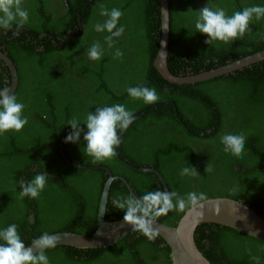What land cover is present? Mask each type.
I'll use <instances>...</instances> for the list:
<instances>
[{"label": "trees", "instance_id": "trees-1", "mask_svg": "<svg viewBox=\"0 0 264 264\" xmlns=\"http://www.w3.org/2000/svg\"><path fill=\"white\" fill-rule=\"evenodd\" d=\"M101 4L123 13L117 27L123 26L124 33L111 48L105 41L110 34L93 28L107 19L99 14ZM256 5L264 6V0H168L170 71L189 75L264 48V17L253 18L249 31L228 44H205L208 37L195 28L198 10L205 6L223 8L232 16ZM22 7L29 13L26 24L0 27V51L17 70L13 94L28 121L21 131L0 135V230L16 224L25 245L45 232L90 235L97 227L107 177L99 166L124 178L138 198L164 191L154 173L135 169L148 167L159 172L169 192L185 198L193 191L228 197L264 219V59L204 81L172 83L152 65L159 40L158 0H23ZM97 41L103 56L93 61L87 49ZM116 49L122 57H114ZM10 79L0 60V90L9 88ZM130 87L155 88L160 99L154 104L133 99ZM114 104L132 113L142 111L127 131H117L121 143L115 151L122 161L115 156L93 163L85 151L83 123L90 111ZM73 118L84 132L79 142L66 143ZM239 133L246 137L241 157L225 152L221 143L223 135ZM58 143L70 164L61 157ZM93 165L98 167H86ZM208 165L210 172L205 171ZM189 166L199 175L181 176ZM38 174L47 176L39 197L20 199V181ZM108 193L105 220L123 218L125 212L116 203L130 192L118 178L110 182ZM183 212L171 211L157 220L175 225ZM193 239L212 264H256L252 256L264 264V242L224 225L204 222ZM46 255L49 264H171L160 236L149 241L135 231L109 246L57 245Z\"/></svg>", "mask_w": 264, "mask_h": 264}, {"label": "clouds", "instance_id": "clouds-1", "mask_svg": "<svg viewBox=\"0 0 264 264\" xmlns=\"http://www.w3.org/2000/svg\"><path fill=\"white\" fill-rule=\"evenodd\" d=\"M23 0H0V27L8 29L13 22L22 27L28 22L29 13L22 7ZM100 16L107 17L103 23H95L93 28L96 32L107 31L110 35L105 37L108 47H113L114 38H119L124 33V27H117L123 13L117 9L111 10L103 4L99 5ZM264 17V6L245 7L242 11L235 12L232 16H227L223 8L215 9L205 6L198 10L195 20L197 32L205 34L208 39L205 44L212 45L216 41L225 44L233 43L238 38H242L249 31V23ZM87 56L90 60L99 61L103 56L101 44L97 41L87 49ZM123 56L120 49H116L115 58ZM129 96L133 99H142L146 104H154L160 98L155 88L149 87H130L127 89ZM8 87L0 90V135L7 131L19 132L27 124V117L23 116L24 105L17 102L14 94L10 95ZM132 112L126 110L123 104L112 106L97 107L95 112H89L83 124L87 131L80 128V121L73 118L68 122L72 128L66 139V143H77L81 133L84 132L83 139L86 141L85 151L87 156L93 158V163L104 162L115 157V148L121 143V138L117 131H127L133 123ZM246 137L243 133L225 134L221 137L225 152H231L237 157H241L244 152ZM212 169L208 165L205 169L210 172ZM181 176H197L198 172L194 167H185L180 172ZM47 182L45 174H38L29 182L23 179L20 181V199L24 197L38 198L44 190ZM175 198V203L173 202ZM208 202L205 193L189 192L186 198L179 196L177 192L169 191H149L137 198L133 195L122 197L116 203V207L124 210L123 222L130 225L135 232H139L149 241H154L159 230L154 229L153 225L162 215H167L171 211H196L201 218L204 216V206ZM219 215L222 211L217 203L212 209ZM33 219L29 218V223ZM0 264H49L46 250L55 248L59 238L45 232L31 242V247H26L17 231V225L11 224L5 229L0 230ZM252 259L259 264V257L252 256Z\"/></svg>", "mask_w": 264, "mask_h": 264}, {"label": "water", "instance_id": "water-1", "mask_svg": "<svg viewBox=\"0 0 264 264\" xmlns=\"http://www.w3.org/2000/svg\"><path fill=\"white\" fill-rule=\"evenodd\" d=\"M158 3L160 21L159 40L155 56L152 60V65H154L158 73L169 82L183 84L195 83V81H204L264 59V48H262L208 70H203L200 72L197 71L189 75L173 74L168 67L166 59V55L168 52V0H158ZM0 60L7 67L8 71H10L11 79L9 94L12 95L17 87V70H15L14 64L12 63L10 58L1 51ZM141 111L142 110H138L132 114L133 116H135ZM58 148L61 157L66 162H69V160L64 156L60 143H58ZM115 156L117 157V155ZM117 158L121 160L119 157ZM76 165L81 166V164ZM86 167L98 166L93 165ZM99 167L106 170L107 177L104 180L100 191L101 194L96 216L97 227H95L90 235L71 233L67 231H58L51 233L50 235H56L59 238L57 245H66L76 249L105 247L115 243L126 233L133 231L130 225H127L123 222V218L113 221L105 220V210L108 200V188L110 182L113 179L119 178L125 185L127 190L130 192V194L135 197L137 196L134 192L131 191L128 183L124 178L120 176H112L109 174V171L106 167ZM135 169L142 172L154 173L160 185L162 186V189L164 191H169L167 190L162 176L156 169L148 167H135ZM217 203L220 204L222 209L219 215L211 211V209ZM199 211L200 209H197L196 211L185 210L175 225H168L158 220L154 223V229L159 230L158 236L163 239V241L169 248L171 264H212L204 255H202L198 251L193 239L194 230L204 222L224 225L242 234L248 235L264 242V219L241 201L234 200L228 197H208V202H206L204 206L203 218L197 215V212ZM26 247H31V243L26 245Z\"/></svg>", "mask_w": 264, "mask_h": 264}]
</instances>
